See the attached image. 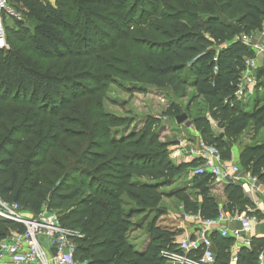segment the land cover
<instances>
[{
	"label": "trees",
	"instance_id": "obj_1",
	"mask_svg": "<svg viewBox=\"0 0 264 264\" xmlns=\"http://www.w3.org/2000/svg\"><path fill=\"white\" fill-rule=\"evenodd\" d=\"M9 1L21 12L4 25L8 47L0 49V198L33 214L56 211L62 225L81 234L76 253L91 264H163L159 251L172 246L177 231L152 227L159 242L131 250L132 218L164 197L177 198L185 213L213 217L214 177L190 173L200 200L185 184L171 187L200 161L173 163L168 147L175 141H160L150 117L129 130L130 117L103 110V88L118 78L130 95L145 92L140 80L177 98L192 90L190 100L201 99L207 114L194 120L201 135L231 159L221 136L209 134V120L224 134L264 129V99L254 97L246 110L235 96L244 61L254 57L236 37L262 30L264 0ZM256 74L264 77L263 67ZM61 147L72 159L51 163L49 152ZM238 160L264 183V137L243 146ZM47 163L56 171L44 173ZM222 191L225 209L241 211L249 202L238 183ZM11 229L22 226L0 218V241ZM214 239L217 264H226L231 241ZM252 243L238 264H255L264 239Z\"/></svg>",
	"mask_w": 264,
	"mask_h": 264
},
{
	"label": "built area",
	"instance_id": "obj_2",
	"mask_svg": "<svg viewBox=\"0 0 264 264\" xmlns=\"http://www.w3.org/2000/svg\"><path fill=\"white\" fill-rule=\"evenodd\" d=\"M9 0H0V49H6L5 17H19L9 6ZM259 40L245 42L255 52L254 57L246 58L241 72L235 96L240 99L251 94L257 84L255 72L260 67L257 55L264 56V27L259 33ZM248 39H251L248 37ZM187 125V122H185ZM188 150V151H187ZM169 153H182L198 159L200 165L189 173L203 171L220 179L225 184H240L246 197H253L260 192L264 194V183L255 176L246 179L240 177L241 168L233 159H223L219 149L208 144L200 134L195 135V145L190 140L181 138L168 147ZM187 151V152H186ZM217 214L204 217L199 213H182L183 219H191L186 227L171 240L172 246L159 251L163 264H217L218 248L214 239H227L231 243L226 249V264H238L241 249L253 247L251 230L257 223L252 209L231 211L218 205ZM17 203H7L0 198V218L22 226V229H11L0 241V264H87L75 258L77 239L81 234L60 223L56 211L43 208L36 215L25 212ZM216 249L212 250V247ZM255 264H264V252L258 251Z\"/></svg>",
	"mask_w": 264,
	"mask_h": 264
},
{
	"label": "rangeland",
	"instance_id": "obj_3",
	"mask_svg": "<svg viewBox=\"0 0 264 264\" xmlns=\"http://www.w3.org/2000/svg\"><path fill=\"white\" fill-rule=\"evenodd\" d=\"M51 2L53 0H50ZM10 8L15 11L18 15L21 12V4L10 2ZM12 4V5H11ZM5 25H12V20L9 17H5L4 20ZM260 31L255 35L254 33L248 35H241L242 39L245 42L251 40L253 43H256L260 36ZM250 37L251 39H248ZM121 80L118 78L115 80L114 83H107L105 84L103 90L105 93L104 100H102V107L104 111H108L115 115L120 116H128L131 118V124L128 125L129 130L132 129L134 126L141 127L140 122L145 121L147 118L150 119L164 121V131L162 132V139H173L172 141H176L178 139H187L190 140L191 146L195 145V135H201V129L199 125L195 123V119L200 116H207L205 112V105L203 104L201 99L190 100L193 91L189 90L187 95L183 98H175L171 92L169 93L168 89H159L151 84L146 83L143 80L139 81V85L144 88L145 92H136L133 94H128L127 92L123 91L118 83ZM125 83V81H124ZM260 97L263 101L264 99V77H258L257 84L251 94L247 97H243L241 102L244 104L246 110L250 109L253 104L254 97ZM189 105V109L187 106ZM176 107L179 108L180 113H185L187 116L185 122H188V125L184 126H176L175 120L173 122H166L168 119L171 120V116L177 111ZM177 114V112H176ZM174 116V115H173ZM170 117V118H168ZM79 119H83L84 122L92 120L87 113H80ZM166 119V120H165ZM172 119H174L172 117ZM94 120V119H93ZM184 122V123H185ZM175 125H174V124ZM210 129L209 134L213 136H218L225 141L226 147L231 152V159L233 158V153L235 150L233 149H241L245 145H251L264 137V129L259 131H254L251 127L245 129L240 134H224L225 131L223 127L217 124L216 121L209 120ZM49 124V123H48ZM47 124V125H48ZM48 127V126H47ZM192 128L190 130L189 128ZM153 129L156 131L158 130V126H153ZM116 131V130H115ZM159 131V130H158ZM119 133V129H118ZM160 133V131H159ZM202 136V135H201ZM205 142H207L208 137L202 136ZM208 143V142H207ZM73 151V147H70ZM188 151V150H187ZM186 151V152H187ZM221 154V150H219ZM182 153H171L169 155V159L172 161L175 159V163L179 156ZM68 154L66 152V148L61 147V151H56V149L51 150L49 152L50 162L52 163L53 159L60 160V163H67L72 158L67 157ZM238 161V160H237ZM240 168L243 169V165L241 163ZM44 173L50 171H56L55 166L50 163H47L45 167H43ZM190 178V173L183 174L180 179H177L174 182L173 186L171 187H178L183 186L187 188V192L191 195L193 199L200 200V195H198V191L191 188L188 184ZM209 191L210 195L214 196L215 199L219 202H223V187L220 184L213 185ZM166 190L169 189L168 187L165 188ZM181 202L175 197H164L161 203L152 210L147 211L145 214L136 215L132 218V222L135 223L134 227L131 228L128 232V243L130 244L131 250L141 251L146 246L155 245L159 241L155 240L154 235H151L150 231L152 227L160 228L162 230H173L175 225L178 223V213L181 211L180 209ZM32 215H36L33 214ZM60 216V214H59ZM75 258L81 262L87 261V264H91L89 258L77 252L75 254Z\"/></svg>",
	"mask_w": 264,
	"mask_h": 264
},
{
	"label": "crops",
	"instance_id": "obj_4",
	"mask_svg": "<svg viewBox=\"0 0 264 264\" xmlns=\"http://www.w3.org/2000/svg\"><path fill=\"white\" fill-rule=\"evenodd\" d=\"M255 35L258 33V32H253ZM250 47V46H249ZM251 48V47H250ZM254 54H255V52H254ZM256 59H257V63H258V66H260V67H263V69H264V56H262V55H257V57H256ZM255 75L257 76V74H256V72H255ZM169 90V89H168ZM134 93H136V92H134ZM169 93H170V90H169ZM247 96H249V95H247ZM247 96H245V97H247ZM175 97V96H174ZM244 97V98H245ZM176 98V97H175ZM243 98V97H242ZM242 98H240V99H242ZM174 115V114H173ZM171 116V120L172 121H170L169 119H168V121H166V122H173L174 120V122H175V124H176V126H184L185 125V121H183V122H181L180 124H178L177 122H176V116L177 115H174V116ZM172 117L174 118V119H172ZM168 118H170V117H168ZM166 120V119H165ZM144 123V121H142V123L140 122V124H141V126H142V124ZM165 122L164 121H161L160 119H158V120H156V122L154 123V125L155 126H158V130L160 131V133H159V131L158 130H156L155 132H156V134H157V136H158V138H159V140L160 141H172L173 139H175V138H171V139H162V137H163V135H162V132L164 131V126H163V124H164ZM174 124V123H173ZM174 124V125H175ZM189 123L187 122V125H188ZM153 125V126H154ZM186 126V125H185ZM136 127V126H135ZM137 127H139L138 125H137ZM190 130H192V128L190 127L189 128ZM202 137V136H201ZM195 138V137H194ZM204 140V139H203ZM233 150H235L234 151V153H233V160L235 161V162H237L238 163V165H240L239 163V160H238V153H239V151L241 150V149H233ZM169 155H170V153H169ZM190 160H193V158H190V156H185V155H181V156H179V159H177V162L175 163V159H173L172 160V162L173 163H175V164H179V163H181V162H188V161H190ZM238 160V161H237ZM201 162V161H200ZM249 176H252V174L250 173V171H247V170H245V169H241V173H240V177H243V179H246V178H248ZM216 184H220V185H222V187L225 185V183L224 182H222L220 179H218L217 178V180L216 181H214V185H216ZM224 194V193H223ZM248 198V204H246L245 205V207H247V208H250V209H252V211H250L249 213L250 214H252V215H255L256 216V218H257V223L253 226V228H252V230H251V235L253 236V237H255V238H263L264 239V194H262V193H260V192H258V193H256V194H254L253 195V197L251 198V197H247ZM223 202H219V201H217V203H218V205L220 204V205H224V203H225V195L223 196ZM180 212L178 213V218H177V224L175 225L176 227H174V229L172 230V231H177V233L175 234V235H177L179 232H181L182 231V228L183 227H186L188 224H189V222H190V220L191 219H183L182 217H181V215H182V213H184L183 212V210H182V205H180ZM245 209V208H244ZM243 209V210H244ZM26 213H29V214H32L31 212H29V211H25ZM147 247V246H146ZM145 247V248H146ZM144 248V249H145ZM143 249V250H144ZM214 249H216V246L214 247H212V250H214ZM143 250H141V251H139V252H142ZM260 250H262L263 252H264V246H262L260 249H259V251Z\"/></svg>",
	"mask_w": 264,
	"mask_h": 264
},
{
	"label": "water",
	"instance_id": "obj_5",
	"mask_svg": "<svg viewBox=\"0 0 264 264\" xmlns=\"http://www.w3.org/2000/svg\"><path fill=\"white\" fill-rule=\"evenodd\" d=\"M186 118H187V116L185 115V113H181V114L176 116V122L178 124H180L181 122L185 121Z\"/></svg>",
	"mask_w": 264,
	"mask_h": 264
}]
</instances>
